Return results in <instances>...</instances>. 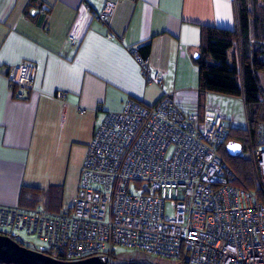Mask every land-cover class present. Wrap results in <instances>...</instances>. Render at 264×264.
<instances>
[{
  "label": "built area",
  "instance_id": "2783aa9c",
  "mask_svg": "<svg viewBox=\"0 0 264 264\" xmlns=\"http://www.w3.org/2000/svg\"><path fill=\"white\" fill-rule=\"evenodd\" d=\"M112 10L108 2L94 15ZM68 42L74 46L75 37ZM138 48L142 76L160 86L162 76L150 72ZM5 77L13 97L23 99L34 88L35 66L19 63ZM230 131L219 113L187 114L169 94L151 105L128 100L95 128L75 200L56 212L0 206V227L10 229L0 234L35 238L40 246L28 248L64 261L101 256L114 264L120 246L177 264H264V122L238 155L251 162L252 187L219 152ZM165 204L172 215H165Z\"/></svg>",
  "mask_w": 264,
  "mask_h": 264
},
{
  "label": "crops",
  "instance_id": "0c3cea01",
  "mask_svg": "<svg viewBox=\"0 0 264 264\" xmlns=\"http://www.w3.org/2000/svg\"><path fill=\"white\" fill-rule=\"evenodd\" d=\"M108 2L111 13L95 16ZM202 26L234 29V0H0V206L62 208L75 155L85 157L105 113L128 100L151 105L169 94L183 112L212 110L234 128L215 101L226 95L198 89ZM144 45L160 86L145 80L134 57ZM22 62L35 66V82L19 100L5 74ZM50 187L62 191L48 203Z\"/></svg>",
  "mask_w": 264,
  "mask_h": 264
},
{
  "label": "trees",
  "instance_id": "16d2710c",
  "mask_svg": "<svg viewBox=\"0 0 264 264\" xmlns=\"http://www.w3.org/2000/svg\"><path fill=\"white\" fill-rule=\"evenodd\" d=\"M255 1L234 0V29L202 26L198 56L193 61L198 71L200 92L242 98L246 127L244 130L231 128L229 138L240 143L244 150L249 138H254L258 125L264 122V7L259 15ZM137 52L146 59L148 46L139 47ZM219 152L225 160L224 146ZM232 158L235 162L232 170L242 183L252 187L254 178L250 160L239 156ZM61 191V188L50 187L46 196L48 203L59 199ZM115 261L114 264H148L141 260Z\"/></svg>",
  "mask_w": 264,
  "mask_h": 264
},
{
  "label": "rangeland",
  "instance_id": "374dc122",
  "mask_svg": "<svg viewBox=\"0 0 264 264\" xmlns=\"http://www.w3.org/2000/svg\"><path fill=\"white\" fill-rule=\"evenodd\" d=\"M255 5H256V9L258 13H260L259 15H261L262 13L261 11L263 10V7H264V1L256 0ZM153 94H154V89H152L150 92V95H153ZM215 101L219 103L218 106L221 110L220 113L226 116H233L235 118L236 121H235L234 129H239V130L245 129L246 120H245V114H244V107L240 99L233 98L232 96H222L221 98H216ZM225 120L227 124L230 122L229 119H225ZM224 150H225V147H224ZM224 156H226L225 160L227 164L230 166L231 169L234 170L233 166L235 165V162L233 158L230 156H227V154H224ZM83 157L84 155L82 156L81 152L75 155L73 165H72V171L67 181V186L63 192L62 204H61L62 207L69 205L75 199L76 191H77L78 175H79V170H80L79 168H81ZM247 157L248 156L244 155L243 158L247 159ZM137 187H140V186H137ZM165 215L166 216L172 215V210L168 204H165ZM0 231L10 233V229L4 228V227H0ZM20 237L22 239L21 242L26 247H33V245L35 247L40 246L39 241H37L35 238H30L25 235H20ZM114 249H115L114 258L117 262L128 261V260H141L148 264H177L178 263L173 260L156 258L151 255H148L145 252L134 250L131 248L116 246Z\"/></svg>",
  "mask_w": 264,
  "mask_h": 264
},
{
  "label": "water",
  "instance_id": "95a60500",
  "mask_svg": "<svg viewBox=\"0 0 264 264\" xmlns=\"http://www.w3.org/2000/svg\"><path fill=\"white\" fill-rule=\"evenodd\" d=\"M198 53L194 54V58ZM242 150L241 144L228 141L225 152L230 157H235ZM0 264H104L101 256L89 257L78 261H64L55 259L45 253L30 249L6 235L0 234Z\"/></svg>",
  "mask_w": 264,
  "mask_h": 264
},
{
  "label": "bare ground",
  "instance_id": "6f19581e",
  "mask_svg": "<svg viewBox=\"0 0 264 264\" xmlns=\"http://www.w3.org/2000/svg\"><path fill=\"white\" fill-rule=\"evenodd\" d=\"M249 130V129H248ZM249 133V132H248ZM149 255V254H148Z\"/></svg>",
  "mask_w": 264,
  "mask_h": 264
}]
</instances>
